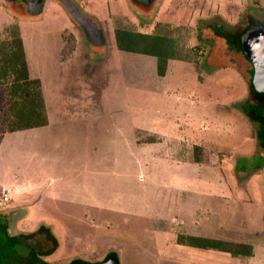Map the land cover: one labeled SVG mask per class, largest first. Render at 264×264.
<instances>
[{
  "label": "rangeland",
  "instance_id": "1",
  "mask_svg": "<svg viewBox=\"0 0 264 264\" xmlns=\"http://www.w3.org/2000/svg\"><path fill=\"white\" fill-rule=\"evenodd\" d=\"M74 3L79 18L55 2H46L37 21H9L0 15V50L14 47L18 29L29 73L42 77L48 115L54 117L56 109L64 113L60 126L10 134L1 147L0 192L13 181L10 178L33 183L35 190L0 206V264H64L69 258L93 264L110 253L119 264H264V258H228L223 252L216 256V241L183 235L189 225L188 231L197 233L193 224L204 223L198 210L207 190L206 179H197L202 169L169 166L154 155L151 149L166 156L154 143V148L148 144L147 133H133L137 128L185 138L180 130L190 129L187 149L181 148L184 139L168 146L173 158L204 161L208 173L214 167L212 156L197 143L219 151L220 168L232 187L220 178L223 197L214 222L222 234L231 235L222 236L223 247L247 240L242 234L236 242L234 229L244 224L248 228V214L241 215L244 208L236 198L225 197L236 189L237 178L247 182L248 169L263 162L264 122L261 119L260 127L257 113L242 112L247 101L234 80L236 73L213 64L232 58L228 64L237 67L242 58L223 37V50L213 53L215 43L199 35V27L219 17L232 34L233 27L245 23L247 13L264 21V0H164L148 18L136 16L121 0ZM95 7L96 14L91 11ZM81 19H90L102 31L101 48L93 49L100 35H91ZM119 30L165 35L174 41L175 58L182 59L159 75L154 56L118 49ZM211 32L208 36H222ZM59 34L55 50L51 42ZM60 49L63 56L71 55L62 66ZM189 63L201 78L215 73V84L197 85ZM240 68L237 76L245 87L247 71ZM11 79H0V135L3 123L13 120L6 99ZM250 104L248 109L254 106ZM259 171L264 172V165ZM63 240L73 246L67 247L70 257L61 250L59 258H49ZM210 242L211 257L201 258L200 248L191 246Z\"/></svg>",
  "mask_w": 264,
  "mask_h": 264
},
{
  "label": "crops",
  "instance_id": "2",
  "mask_svg": "<svg viewBox=\"0 0 264 264\" xmlns=\"http://www.w3.org/2000/svg\"><path fill=\"white\" fill-rule=\"evenodd\" d=\"M100 1V0H99ZM123 2V4L125 6H131V9L134 11L133 13L136 15V16H140V18H148V17H151V15H153V12H155L156 8L159 7V4H163L164 0H155V1H152L151 3L149 4H146V7H148V5H153V8H150V10L148 11H145L143 10L142 8L139 7V4L137 3H133L131 2L130 0H121ZM96 2V1H95ZM94 14H96L95 12H97V9L96 7L91 10ZM44 12V10H43ZM138 14V15H137ZM132 15V14H131ZM153 28V27H152ZM64 30V29H63ZM60 39H61V35L59 34V36H57L56 38L53 39V42H51V44H53L54 46V49L56 50L57 47L60 45L58 43V41L60 42ZM56 42V43H55ZM215 49H214V52L213 53H219L221 50L223 49H220V48H223L224 46H222V43H219V42H216L215 43ZM102 46H93V49L94 48H101ZM62 48V47H61ZM74 52V51H73ZM64 52H63V49L61 51H59V59H58V62H59V65L62 66L64 63L62 61L66 60L67 58L69 57H66V56H63ZM137 54V53H135ZM138 55V54H137ZM145 56V55H143ZM150 56V55H149ZM155 58V57H154ZM210 58V59H209ZM208 59L212 61V58L211 56L209 57ZM232 59V58H230ZM230 59H225L223 61V63H219V62H213L214 65H217L218 67H222V68H218V69H222V70H227L228 72H235L236 75L235 77L237 79H234L235 82H238L239 84H241V93H244V97L246 96V104L243 105L242 107V112H245L246 114H248V111L250 112L251 115H253L254 113H257V121H259L258 123V126H262L263 122H264V114L262 115L261 113L258 112L259 108L254 107L248 109V88L246 91L243 90V88L246 89L247 87V83L244 87V81H239L238 79V76H237V68L236 66H231L230 64L228 63H231L232 61ZM208 60V61H209ZM155 61H156V58H155ZM181 61V60H179ZM179 61H168L167 63V66L168 64H171V63H174V62H179ZM184 62V61H183ZM188 63V62H186ZM189 64H192V63H189ZM193 67H194V64H192ZM209 65H211V63H209ZM208 65V66H209ZM166 66V67H167ZM28 67V66H27ZM194 71L197 73L196 74V79H197V85H199V83L202 85L203 82L205 83H212V84H215L216 82V79H217V75L214 73L212 75H208L207 77H200L199 74H198V69L197 68H193ZM29 71V70H28ZM226 71V72H227ZM213 72V71H212ZM165 73H166V69H165ZM164 73V74H165ZM30 75L31 77H34L35 75L32 74L31 72L28 74ZM162 77V76H161ZM37 78H39L40 82H41V86L43 88V81H42V77H40V75L37 76ZM240 86H237L236 89H239ZM43 94H44V89H43ZM44 99H45V94H44ZM47 99V98H46ZM45 99V102L47 101ZM258 109V110H257ZM47 113V111H46ZM62 114H64L61 110H57L56 109V115L54 117H50L47 113V120H48V124L44 125V126H40V127H33L31 129H45V128H50L51 126L54 127V126H60L62 120H63V117H62ZM263 122H262V120ZM189 120H190V117L188 116V114L186 115V122H187V127H188V123H189ZM255 125V124H254ZM204 126V125H203ZM227 126V125H226ZM232 126L231 125H228L227 128H230V130H232L231 128ZM237 127V126H236ZM233 128H235V126H233ZM242 128V127H241ZM31 129L29 130H23V131H20V132H26V131H31ZM136 131L133 132V133H137L138 137L140 134L142 133H147L148 136H150V138H148V140L150 139V141L148 142V144H151L150 146L152 148H154L153 144L154 143L156 145V147L158 149H162L164 150L163 154L166 155V156H160L159 154H157L156 150L155 149H151V150H154L153 153L155 152V156H158L159 158L161 159H164L163 161L164 162H167L169 164V166H173V164H175L176 167H184V168H188V166L192 167V168H195L194 166H197V169H202L201 171V176H197V179H200V178H205L206 179V182H207V186H206V191L204 192V198H203V201L201 203V207L198 208V210L202 211L203 213V216H204V223H200V224H193V229L197 231V233H191L188 231V229H190L191 225H189L185 231H183V235L185 236H197V238H202V239H207V240H210V241H216L217 242H220L222 239V236H225L227 235V233H224L223 231V234H222V228H219L218 225H217V222H214L215 221V217L213 216L214 215V212H215V209L217 208V204L220 202V200L222 199V194L223 193H220V192H223L221 191V177H223L225 183L227 182L230 186H231V183L232 181L227 177L224 176V171L220 168V162L221 161V153L219 151H216L213 150L212 148L209 149L208 147H206V149L204 148L205 146H202L201 144L199 145V143H197V145L199 147H202V151L204 152V154H207L209 153V155L212 156V159H213V164L212 166L214 165L211 173H208L204 170V166L207 165V164H204L202 160L200 161H197L195 159H192V160H189L187 158H183L181 157V159H179L178 157H174L173 158V151L169 148L168 146V143H172L174 141L175 144L177 143H181L182 142H185V146L184 147H181L182 150L183 149H187L188 147V144L189 142H191V140L189 139V134L190 133V129H186V130H180V133L179 135H186L187 137L185 138H182V137H178L176 136L175 138H170L168 136H166L168 134V132L166 131V133L162 134V133H159L157 130H152V131H146V130H141V129H137L135 128ZM242 131H245L243 130L242 128ZM248 134H251L253 135V131L250 130L249 131V128L248 130ZM17 131L15 132H4L2 135V138H1V142H0V151H1V147L4 146L6 144V140L8 141L9 138H7L8 136H10V134H13V133H16ZM20 132H17V133H20ZM142 132V133H140ZM192 132L191 131V135H192ZM146 134V135H147ZM177 139V140H175ZM181 139H184V140H181ZM207 139V138H205ZM263 139H264V136H263ZM178 140H181L180 142H178ZM197 142V141H196ZM202 142V141H201ZM260 149L263 148L262 145L259 146ZM168 157V158H167ZM218 159V160H217ZM263 162L260 164V165H256L254 170L250 171L248 169V181L246 182V179H242V178H237V182L235 183V190H231L232 193H227L228 196L226 195L225 198L227 199H233L236 198V200L240 201V203L242 204V207L244 208L241 212V215L243 214H248V228H246V224H244V226L241 227V230H240V227H238V229H234L236 231V235L234 234L235 236V239H236V242L237 240H239V237L242 236V234L246 237L248 235V238L247 240H243L242 242H239L238 241V244L239 245H246L247 246V249H248V255H244L243 257H249L248 259H250L251 257H257V258H264V232H263V229H264V172L263 171H259V170H262V167L264 165V158H262ZM189 161V162H188ZM2 174H4L3 172H1ZM238 174V173H237ZM240 175V174H239ZM242 175V174H241ZM240 175V176H241ZM193 176V175H192ZM195 177V176H193ZM12 179L13 181L12 182H8L5 186L2 187V191L0 192V206L6 204V203H9L13 197L15 196H23L25 195L27 192L29 193L32 192L33 190H35V185L32 183L31 184H26V183H17V179L16 178H10ZM216 180V181H215ZM218 181V182H217ZM229 181L231 183H229ZM228 185V186H229ZM232 187V186H231ZM245 187L247 189H245ZM231 189V188H230ZM6 192V199L4 200L3 199V192ZM238 193V194H236ZM207 194V195H206ZM245 205V206H244ZM248 206V207H247ZM205 208V209H203ZM218 210V208H217ZM206 216V217H205ZM211 219V220H209ZM25 222V220L23 221H20L17 223V225H21ZM207 222V223H205ZM212 222V223H210ZM250 223V225H249ZM243 229H246V230H243ZM261 230V231H260ZM231 232H233L232 230H230ZM257 233H260V235H257ZM221 235V236H220ZM229 236L228 238L231 239V235H227ZM231 242V241H230ZM68 242H66V240H63V241H60V245L62 246L61 249L59 250L58 247L56 248V250L54 252L56 253H51V255H49V258H59V256L61 254H59V252H61L62 250V254H67V257H70L69 253H67V247H73L71 246L72 244H69L66 245ZM211 243V242H210ZM233 243V242H231ZM175 246H179L177 244H175ZM188 247V246H186ZM190 247V246H189ZM196 248V247H195ZM200 250V253H199V256L201 258H205L206 255H208L209 257H211L209 254V250L210 249H199ZM208 251V252H207ZM220 252H223L225 254H227L226 252L224 251H221V250H217V255L216 256H219L220 255ZM71 253V252H70ZM169 253V251H168ZM205 253H208V254H205ZM170 254V253H169ZM214 255V254H213ZM228 258H233L231 256L228 255ZM236 258V257H235ZM70 261V258L68 260H65L64 264H68Z\"/></svg>",
  "mask_w": 264,
  "mask_h": 264
},
{
  "label": "trees",
  "instance_id": "3",
  "mask_svg": "<svg viewBox=\"0 0 264 264\" xmlns=\"http://www.w3.org/2000/svg\"><path fill=\"white\" fill-rule=\"evenodd\" d=\"M145 11L153 8V5H139ZM16 29V28H15ZM20 31L16 29L13 33L14 47H7L0 50V79L11 76V82L8 84V90L6 91L7 104L11 109V116L6 120L7 125L3 123L4 132H20L23 130H29L33 127H40L48 124L46 105L43 88L38 78L28 75V67L25 61V52L22 46V39ZM233 41L236 46H239L238 38L236 34L233 35ZM117 47L120 50L134 52L145 56H154L156 58V68L159 75L165 73V69L168 61H178L182 58H175L174 54V41L169 40L165 35L138 34L137 32H128L119 30L116 33ZM3 82V81H2ZM7 86V85H6ZM251 103L264 112V94L254 93L250 86ZM2 132V134L4 133ZM0 135V142L3 135ZM180 242V241H178ZM213 243H208L205 247L201 243H194L191 246L201 249H212ZM219 250L224 251L227 255L233 258L242 259L244 255H248V249L246 245L227 246L223 247V243H215ZM116 257L115 254L110 253ZM85 263L81 260L74 259L68 264Z\"/></svg>",
  "mask_w": 264,
  "mask_h": 264
},
{
  "label": "flooded vegetation",
  "instance_id": "4",
  "mask_svg": "<svg viewBox=\"0 0 264 264\" xmlns=\"http://www.w3.org/2000/svg\"><path fill=\"white\" fill-rule=\"evenodd\" d=\"M72 1V0H71ZM140 2L143 3H151L152 1L155 0H139ZM46 2H55V4H59L63 10L66 7V5L61 2V0H0V15L3 18H7L9 21H17V22H29V21H37L41 20L42 18V12L45 8ZM73 3L75 0L72 1ZM75 4V3H74ZM86 4V3H85ZM34 12V13H31ZM138 15V14H137ZM140 17V16H138ZM247 20L244 21L245 23H241L239 26L233 27L234 30L238 28V32L230 33L231 27L225 26L220 20L219 17H213L208 21V24H201L199 27V35L202 37H206L210 39L213 43L220 42V38L223 37V42L227 45L226 41L228 38V45L230 48H234V51L242 58V60L239 63V66H237L236 70L239 71L240 65L243 66V70L247 73L246 82H247V88H248V103H251V93H250V83L252 80L253 76V66L252 63L245 57L244 53L242 52L241 47L238 48L234 44L235 41H233V35L236 34V37L240 35L244 29L248 28L249 34L248 36L252 37L256 42V47L257 48H262L264 46V21L261 20L262 17H258L257 15H253L251 13L246 14ZM245 18V19H246ZM254 19V21H253ZM254 23V24H253ZM226 28H224V27ZM211 31H218L222 36L218 35H213V36H208L209 33H212ZM225 36V37H224ZM225 40V41H224ZM239 41V38H238ZM240 46V42H239ZM207 65V64H206ZM252 104V103H251ZM250 104V105H251ZM254 105V104H252ZM254 107V106H253ZM256 107V106H255ZM264 114V112H262ZM111 256V255H110ZM109 257V256H108ZM72 261V260H71ZM69 261V262H71Z\"/></svg>",
  "mask_w": 264,
  "mask_h": 264
},
{
  "label": "water",
  "instance_id": "5",
  "mask_svg": "<svg viewBox=\"0 0 264 264\" xmlns=\"http://www.w3.org/2000/svg\"><path fill=\"white\" fill-rule=\"evenodd\" d=\"M66 7L69 9V14L71 15V17L73 18H79L76 14H74L73 12L75 11L77 13V9L75 8V5L72 1L70 0H61ZM133 3H137L139 5H145L148 3H143L140 2L139 0H130ZM34 13V12H31ZM254 21V19H253ZM82 23H86L87 24V30L88 32L91 33V35H93L94 37H97L98 35H100L98 40H95L94 46H101V43L103 42L102 39V31H100L97 27L96 24L89 20L86 19H81ZM254 24V23H253ZM89 27H91L89 29ZM238 32V30H234V32ZM94 33H98L97 35ZM249 31L248 28L244 29V31H242L240 33V35L238 36L239 38V42H240V47L242 49V52L244 53L245 57L252 63L253 66V76H252V80L250 83V86L252 88V90L254 91V93L258 94H264V46H262V48H257L256 47V42L253 39V36L249 37L248 36ZM92 43V42H91ZM75 264H90V263H75ZM93 264H119L117 257H114L113 255L109 256L108 258L106 257L104 260H102L99 263H93Z\"/></svg>",
  "mask_w": 264,
  "mask_h": 264
},
{
  "label": "built area",
  "instance_id": "6",
  "mask_svg": "<svg viewBox=\"0 0 264 264\" xmlns=\"http://www.w3.org/2000/svg\"><path fill=\"white\" fill-rule=\"evenodd\" d=\"M6 192H7V191L3 192V194H2V195H3V199H4V200H5V199H6V197H7V195H6Z\"/></svg>",
  "mask_w": 264,
  "mask_h": 264
}]
</instances>
